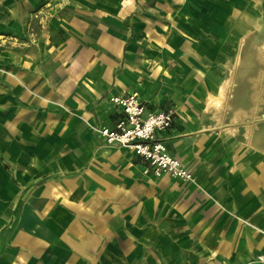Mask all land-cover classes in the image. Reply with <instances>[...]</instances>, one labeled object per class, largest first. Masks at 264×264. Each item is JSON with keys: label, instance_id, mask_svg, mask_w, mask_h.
<instances>
[{"label": "crops", "instance_id": "1", "mask_svg": "<svg viewBox=\"0 0 264 264\" xmlns=\"http://www.w3.org/2000/svg\"><path fill=\"white\" fill-rule=\"evenodd\" d=\"M133 91L192 174L94 127ZM264 0H0V264H264Z\"/></svg>", "mask_w": 264, "mask_h": 264}, {"label": "built area", "instance_id": "2", "mask_svg": "<svg viewBox=\"0 0 264 264\" xmlns=\"http://www.w3.org/2000/svg\"><path fill=\"white\" fill-rule=\"evenodd\" d=\"M110 100L122 109L123 117L113 127H94L93 130L107 144H115L132 150L147 162L144 174L151 173L158 177L163 174L171 177L190 180L192 174L182 162L171 155L157 132H163L173 122V110L147 111L139 100L138 93L133 91L123 96H112ZM264 262V257H258Z\"/></svg>", "mask_w": 264, "mask_h": 264}]
</instances>
